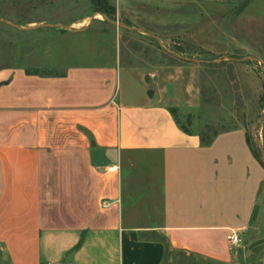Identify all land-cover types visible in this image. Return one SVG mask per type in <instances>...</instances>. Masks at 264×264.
Masks as SVG:
<instances>
[{
	"label": "crops",
	"instance_id": "obj_1",
	"mask_svg": "<svg viewBox=\"0 0 264 264\" xmlns=\"http://www.w3.org/2000/svg\"><path fill=\"white\" fill-rule=\"evenodd\" d=\"M54 60L0 71V264H244L261 244L226 236L254 229L264 186L244 129L203 141L175 81L113 50Z\"/></svg>",
	"mask_w": 264,
	"mask_h": 264
},
{
	"label": "rangeland",
	"instance_id": "obj_2",
	"mask_svg": "<svg viewBox=\"0 0 264 264\" xmlns=\"http://www.w3.org/2000/svg\"><path fill=\"white\" fill-rule=\"evenodd\" d=\"M109 8L112 18L104 14ZM0 20V71L48 73L56 50H113L123 67L155 80L151 87L175 81L178 96L199 116L193 131L207 138L244 129L264 173V0H0ZM175 113L189 127L186 114ZM257 210L254 229L240 235L245 249L264 240V186ZM15 235L7 238H26ZM242 256L244 264H264V243Z\"/></svg>",
	"mask_w": 264,
	"mask_h": 264
},
{
	"label": "water",
	"instance_id": "obj_3",
	"mask_svg": "<svg viewBox=\"0 0 264 264\" xmlns=\"http://www.w3.org/2000/svg\"><path fill=\"white\" fill-rule=\"evenodd\" d=\"M93 19H94V16L91 17V21H92ZM0 22H3V21L0 20ZM11 26H13V27H15V28H19V29H21V30H30V29H24V28H21V27H19V26H17V25H11ZM60 28L64 29V30L67 31V32H71V33H78V32H80V31H77V30H69L68 28H66V27H62V26H60ZM129 29H130V28H129ZM131 30H135V29H131ZM137 31H140V30H137ZM157 41H158V40H157ZM162 48H163V47H162ZM168 53L171 54V52H168ZM172 55H173V54H172ZM180 59H184L185 61H190L189 59H186V58H180ZM247 60H251V59L247 58ZM262 156H263V155H262ZM263 165H264V157H263ZM262 243H264V240L257 241V242H255V243L251 244V245L249 246V249H252V248H254L255 246H257V245H259V244H262Z\"/></svg>",
	"mask_w": 264,
	"mask_h": 264
},
{
	"label": "built area",
	"instance_id": "obj_4",
	"mask_svg": "<svg viewBox=\"0 0 264 264\" xmlns=\"http://www.w3.org/2000/svg\"><path fill=\"white\" fill-rule=\"evenodd\" d=\"M109 171H115V167L108 168ZM227 242L232 246H238L241 243V238L238 233H231L226 236Z\"/></svg>",
	"mask_w": 264,
	"mask_h": 264
},
{
	"label": "trees",
	"instance_id": "obj_5",
	"mask_svg": "<svg viewBox=\"0 0 264 264\" xmlns=\"http://www.w3.org/2000/svg\"><path fill=\"white\" fill-rule=\"evenodd\" d=\"M113 12H114V10L109 8L107 11L104 12V14L109 16L110 18H112L111 16H112ZM110 18H108V19L110 20ZM214 134H216V131L212 133V135H214ZM212 135L210 137H207V138H205L203 135H201L202 140L205 142H210ZM247 142H248V138H247Z\"/></svg>",
	"mask_w": 264,
	"mask_h": 264
}]
</instances>
